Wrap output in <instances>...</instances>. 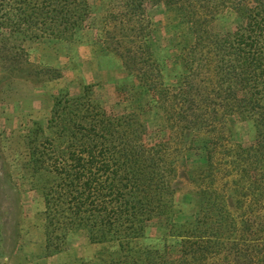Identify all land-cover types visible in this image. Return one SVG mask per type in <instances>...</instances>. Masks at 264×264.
<instances>
[{
  "label": "trees",
  "instance_id": "obj_1",
  "mask_svg": "<svg viewBox=\"0 0 264 264\" xmlns=\"http://www.w3.org/2000/svg\"><path fill=\"white\" fill-rule=\"evenodd\" d=\"M116 3L120 10L104 17L102 44L150 93L167 139L147 143L138 118L109 114L91 87L76 98L59 96L46 129L30 135L34 164L55 176L44 191L47 225L84 231L90 244L108 249L96 264H264V0ZM149 3L177 8L196 35L186 74L174 86L163 84L150 48ZM223 11L240 24L220 36L209 26ZM90 15L89 0H0V55L21 78L41 83L50 70L31 64L23 43L71 42ZM233 118L251 126L248 144L232 140ZM187 150L193 210L177 223L179 164ZM159 220L168 224L174 255L168 244H137Z\"/></svg>",
  "mask_w": 264,
  "mask_h": 264
},
{
  "label": "rangeland",
  "instance_id": "obj_2",
  "mask_svg": "<svg viewBox=\"0 0 264 264\" xmlns=\"http://www.w3.org/2000/svg\"><path fill=\"white\" fill-rule=\"evenodd\" d=\"M89 3L90 18L71 42L42 39L23 43L30 63L50 70L40 76L41 83L21 78L7 57L0 55V264H96L98 257L109 254L108 249L90 244L84 231L64 233L47 225L44 191L55 176L34 164L30 135L37 127L46 129L59 96L67 92L70 98H76L85 87H91L94 99L109 114L135 115L147 129V143L167 139L164 118L150 93L127 74L121 60L102 44L104 17L120 10L116 0ZM144 14L161 80L166 87L174 86L186 74V55L196 40L192 25L184 13L165 3L147 4ZM239 24L235 14L223 11L215 16L209 29L223 36ZM57 72L61 74L59 79H49ZM229 128L234 142L251 141L252 128L248 123L233 118ZM188 147L186 144L183 148ZM195 147L199 148L198 143ZM192 158L190 161L196 160ZM185 159L188 150L179 164L177 223L191 218L193 210L194 187L185 176ZM168 229L164 220L153 221L138 246L161 249L168 244L169 254L174 255L176 246L167 239Z\"/></svg>",
  "mask_w": 264,
  "mask_h": 264
}]
</instances>
